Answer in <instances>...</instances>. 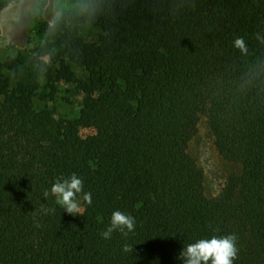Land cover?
Returning <instances> with one entry per match:
<instances>
[{
  "label": "trees",
  "instance_id": "trees-1",
  "mask_svg": "<svg viewBox=\"0 0 264 264\" xmlns=\"http://www.w3.org/2000/svg\"><path fill=\"white\" fill-rule=\"evenodd\" d=\"M66 1L37 32L84 95L76 119L37 110L36 78L13 81L19 60L0 62V264H182L183 247L232 234L233 264H264V0ZM85 23L111 31L85 42ZM202 111L218 153L242 166L213 198L186 152ZM72 173L98 211L56 203L52 184ZM116 206L135 227L105 239Z\"/></svg>",
  "mask_w": 264,
  "mask_h": 264
},
{
  "label": "rangeland",
  "instance_id": "rangeland-1",
  "mask_svg": "<svg viewBox=\"0 0 264 264\" xmlns=\"http://www.w3.org/2000/svg\"><path fill=\"white\" fill-rule=\"evenodd\" d=\"M5 1H0V62L7 57L16 58L23 71L18 75L6 71L4 75L13 81L36 78L38 95L34 99L35 108L49 109L57 119H76L84 95L74 84L66 81L65 70L60 67L58 49L43 40L37 32L40 21L51 22L61 11L75 8V4L66 0H44V3L41 0H8L3 5ZM110 31L85 23L78 34L85 42L99 43ZM70 70L77 78L86 76V72L80 68L71 66ZM79 135H97L104 142L103 136L92 128L79 129ZM186 152L201 173V190L206 198L217 196L230 181L236 182L242 173L241 164L228 161L218 153L205 111L198 116L196 130L187 143ZM77 198L80 199L82 213L98 211L99 203L93 197L90 205L81 196ZM118 209L116 206L115 210Z\"/></svg>",
  "mask_w": 264,
  "mask_h": 264
},
{
  "label": "clouds",
  "instance_id": "clouds-1",
  "mask_svg": "<svg viewBox=\"0 0 264 264\" xmlns=\"http://www.w3.org/2000/svg\"><path fill=\"white\" fill-rule=\"evenodd\" d=\"M233 47L246 51L244 38L236 37L233 41ZM50 191L56 197V203L73 216L83 215L77 194H81V199L86 204L92 203L91 192L83 191V181L75 173L68 177H58L52 184ZM48 194L47 191L43 193L45 200H47ZM54 211L55 209H43L45 214ZM135 223L133 216L116 210L111 215L110 225L101 235L105 239H110L114 231H119L127 236L129 232L134 230ZM36 226L39 227V223ZM123 250L125 252L131 251V248L125 245ZM237 254L236 236L232 234L220 238L213 236L211 239H200L195 243L188 244L183 247L179 259L182 260V264H209V261L211 264H233Z\"/></svg>",
  "mask_w": 264,
  "mask_h": 264
}]
</instances>
